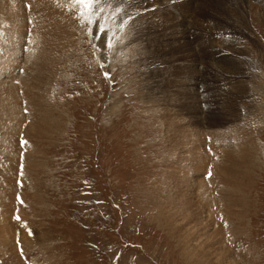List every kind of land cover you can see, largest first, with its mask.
I'll use <instances>...</instances> for the list:
<instances>
[{
	"label": "rangeland",
	"instance_id": "obj_1",
	"mask_svg": "<svg viewBox=\"0 0 264 264\" xmlns=\"http://www.w3.org/2000/svg\"><path fill=\"white\" fill-rule=\"evenodd\" d=\"M0 1V264H264V0Z\"/></svg>",
	"mask_w": 264,
	"mask_h": 264
},
{
	"label": "bare ground",
	"instance_id": "obj_2",
	"mask_svg": "<svg viewBox=\"0 0 264 264\" xmlns=\"http://www.w3.org/2000/svg\"><path fill=\"white\" fill-rule=\"evenodd\" d=\"M26 1V0H25ZM36 1V0H35ZM149 1V0H148ZM147 1V2H148ZM214 1V0H213ZM242 1V0H241ZM1 2V1H0ZM16 2V1H15ZM30 2V1H29ZM146 2V1H145ZM215 2V1H214ZM36 3H37V1H36ZM40 3V2H39ZM222 3V2H221ZM10 4V3H9ZM33 4H35V3H33ZM33 4H32V6H33ZM4 5V4H3ZM36 5L37 4H35V8H34V6H33V10H35V9H37L38 7H39V5H41L42 6V4L40 3L38 6H37V8H36ZM44 5V4H43ZM46 6V5H45ZM45 6H42V7H45ZM5 7V6H4ZM7 7H9V6H7ZM11 7V6H10ZM18 7V6H17ZM1 8V7H0ZM19 8V7H18ZM41 8V7H40ZM39 8V9H40ZM52 8V7H51ZM50 8V9H51ZM43 9V8H42ZM50 9H48V7H46L45 9H43V11H42V13L43 14H41V16L40 15H36V11L38 10H36V11H34V15L35 16H37V17H35L34 19L35 20H37L38 18H39V16H40V22L41 23H39V24H36V25H38V35L36 36V34H35V38H36V40L34 41V39H32L33 41H31V42H35V43H37V39L40 41L39 43L41 44V42H42V44H44L46 41L45 40H49L47 37V32H48V30L51 28V27H49L48 26V24L50 25V23H53V22H55L53 25H57L58 23L57 22H59V21H55V18L53 17V15H57V12H56V10H53V12H51L50 11ZM234 9V8H233ZM263 10V9H262ZM41 11H40V13H41ZM245 11V10H244ZM22 12V11H21ZM239 12V11H238ZM232 13V12H231ZM236 13V12H235ZM240 13V12H239ZM1 14V13H0ZM33 14V13H32ZM32 14H31V16H32ZM264 14V13H263ZM242 15V14H241ZM4 16H5V14H4ZM30 16V17H31ZM8 17V16H7ZM227 17V16H226ZM264 17V16H263ZM25 18V17H24ZM32 18V17H31ZM31 18H29V19H31ZM37 18V19H36ZM54 18V19H53ZM233 18V17H232ZM26 19V18H25ZM33 19V18H32ZM31 19V20H32ZM34 19L32 20V21H34ZM233 20V19H232ZM47 21H48V23H47ZM37 22V21H36ZM182 22V21H181ZM184 22V24L186 23V21H183ZM199 22V21H198ZM60 23V22H59ZM23 24V23H22ZM29 23H27V25H28ZM46 24V25H45ZM183 25V23H180V24H178V25ZM52 25V24H51ZM177 25V26H178ZM186 25H188V21H187V23H186ZM192 25V24H191ZM24 26V25H23ZM58 26V25H57ZM52 28H54V27H52ZM59 28V26L56 28V29H54V30H57ZM31 30H32V27H31ZM63 30V29H62ZM20 31V30H19ZM59 31V30H58ZM64 31V30H63ZM211 31V30H210ZM44 32V35L42 36V33ZM182 32H184V31H182ZM187 32V31H186ZM10 33V32H9ZM21 33V32H20ZM32 33H34L33 31H32ZM53 33V32H52ZM33 35V34H32ZM66 35V34H65ZM19 36V35H18ZM56 36V35H55ZM20 37V36H19ZM58 37V36H57ZM60 37V36H59ZM66 37V36H65ZM63 38H64V36H63ZM31 39V38H30ZM60 39V38H59ZM63 40V39H62ZM14 41V40H13ZM17 41V40H16ZM28 41H30V40H28ZM27 41V42H28ZM29 43V42H28ZM35 43H34V46L33 47H35ZM57 43V42H56ZM30 44H33V43H30ZM29 44V45H30ZM46 44V43H45ZM48 44H49V41H48ZM55 44V43H54ZM27 45V44H26ZM49 46H50V44H49ZM32 47V46H31ZM58 47V46H57ZM38 49V48H37ZM29 50V49H28ZM31 50L32 49H30V53H31ZM34 50V49H33ZM61 50V49H60ZM69 50V49H68ZM27 51V50H26ZM46 51V50H45ZM45 51H40L39 52V50H37L36 52L37 53H35V51H34V56L32 57H30V56H28V57H30V59L27 61V63H28V67H27V69H26V74H25V76L23 77V78H25L24 80H26V81H29V80H31L32 82H33V80H37L38 79V81H39V78H38V76L40 75H38V72H37V70H35V72H34V69H35V67H38L37 69L38 70H40L39 72H41V69H43V63L41 64V61L42 60H45V59H43V58H48L49 57V55L50 54H46V52ZM42 52H45V55H43V53ZM50 53V52H49ZM213 53V52H212ZM215 53V52H214ZM12 54V53H11ZM29 54V53H28ZM32 54V53H31ZM32 54V55H33ZM25 55H27V54H25ZM215 55V54H214ZM207 56V55H206ZM209 57H210V55H209ZM2 58V57H1ZM25 58V57H24ZM221 58V57H220ZM7 59V58H6ZM216 59V58H215ZM214 59V60H215ZM3 60V59H2ZM51 60V59H50ZM4 62V61H3ZM44 62V61H43ZM46 62V61H45ZM61 63V62H60ZM222 63H224V62H222ZM226 63V62H225ZM25 64H26V62H25ZM217 64V63H216ZM8 65V64H7ZM10 67H12L11 65H9ZM9 66H7V67H9ZM23 66V65H22ZM222 66V65H221ZM5 67V66H4ZM26 67V66H25ZM49 67V66H48ZM216 67V66H215ZM227 67V64H226V66H225V68ZM242 67V66H241ZM230 69V68H229ZM27 73H28V75H31L32 74V77L30 78V79H28V75H27ZM226 73V72H225ZM15 76V75H14ZM41 77V76H40ZM15 79H17V77H15V78H13L12 80H15ZM49 79V78H48ZM18 80V79H17ZM20 80V79H19ZM18 80V83H20V81ZM40 80H42V78L40 79ZM31 82V83H32ZM34 82H36V81H34ZM38 85V84H37ZM167 86V85H166ZM241 87V86H240ZM247 87V86H246ZM18 88V87H17ZM34 89V88H33ZM37 89V88H36ZM232 89V88H231ZM19 91V90H18ZM31 91V90H30ZM33 91V90H32ZM5 93V92H4ZM16 94V93H15ZM14 94V95H15ZM31 95V94H30ZM32 97V96H31ZM230 98V97H229ZM233 99V98H232ZM239 99V98H238ZM231 100V99H230ZM25 101V100H24ZM226 111V110H225ZM196 112V111H195ZM172 117V116H171ZM173 119V118H172ZM200 119V118H199ZM192 120V119H191ZM172 121V120H171ZM34 123V122H33ZM168 123V122H167ZM46 124V123H45ZM198 125V124H197ZM190 126V125H189ZM41 128V127H40ZM240 129H242L241 127H239ZM37 129V128H36ZM47 129V128H46ZM243 131V130H242ZM197 133V132H196ZM213 133V132H212ZM239 134H240V132H239ZM241 134L243 135V134H245V133H243V132H241ZM240 134V135H241ZM174 135V134H173ZM237 135V134H236ZM235 135V136H236ZM212 137V136H211ZM216 137V136H215ZM236 137H238V136H236ZM242 137V136H241ZM239 137L240 139H246V135H245V138L244 137ZM188 138V137H187ZM192 138V137H191ZM197 138V137H196ZM206 138V137H205ZM194 138H192V140H193ZM248 139V138H247ZM251 139V138H250ZM187 140V139H186ZM196 140V139H195ZM194 140V141H195ZM242 140V141H243ZM249 140V139H248ZM247 140V141H248ZM251 140H253V139H251ZM198 141V140H197ZM250 141V140H249ZM180 143V142H179ZM246 143V142H245ZM247 144H248V142H247ZM181 145V144H180ZM190 145V144H189ZM252 145V144H251ZM249 146H250V143H249ZM247 147L248 146H245L244 147V151H245V148L247 149ZM178 148V147H177ZM189 148H190V146H189ZM188 148V149H189ZM195 148V147H194ZM195 151V150H194ZM253 151V150H252ZM175 152V151H174ZM199 152V151H198ZM247 152V151H246ZM251 152V151H250ZM258 152V151H257ZM193 153V152H192ZM195 153V152H194ZM255 154H256V152H255ZM231 155V154H230ZM254 155V154H253ZM197 156V155H196ZM199 156H201V155H199ZM244 156H245V153H244ZM236 157H238V156H236ZM198 158H200V157H198ZM232 158H235V157H232ZM238 159V158H237ZM246 159V158H245ZM251 159V158H250ZM249 159V160H250ZM206 161V160H205ZM204 161V162H205ZM232 161V160H231ZM235 161V160H234ZM251 161H253V160H251ZM207 162V161H206ZM233 162V161H232ZM236 163V162H235ZM254 163V162H253ZM209 165V164H208ZM210 166H212V165H209V167ZM205 167H207V169L209 168L208 166H204V168ZM186 173V172H185ZM186 175H187V173H186ZM186 179V178H185ZM186 180H189L190 181V179H186ZM215 180H217L216 178H215ZM176 184V183H175ZM178 185V184H177ZM174 188V187H173ZM182 188V187H181ZM197 196V195H196ZM198 197V196H197ZM223 197V196H222ZM210 199V198H209ZM160 218V217H159Z\"/></svg>",
	"mask_w": 264,
	"mask_h": 264
},
{
	"label": "snow or ice",
	"instance_id": "obj_3",
	"mask_svg": "<svg viewBox=\"0 0 264 264\" xmlns=\"http://www.w3.org/2000/svg\"><path fill=\"white\" fill-rule=\"evenodd\" d=\"M73 2L76 4L85 5L90 8L92 3H94V0H73Z\"/></svg>",
	"mask_w": 264,
	"mask_h": 264
}]
</instances>
